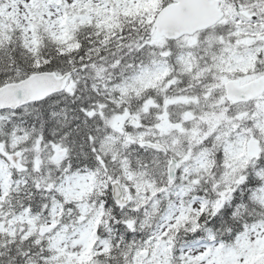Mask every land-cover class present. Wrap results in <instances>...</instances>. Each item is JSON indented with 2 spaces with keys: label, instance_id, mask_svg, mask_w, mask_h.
<instances>
[{
  "label": "snow or ice",
  "instance_id": "1",
  "mask_svg": "<svg viewBox=\"0 0 264 264\" xmlns=\"http://www.w3.org/2000/svg\"><path fill=\"white\" fill-rule=\"evenodd\" d=\"M0 264H264V0H0Z\"/></svg>",
  "mask_w": 264,
  "mask_h": 264
}]
</instances>
